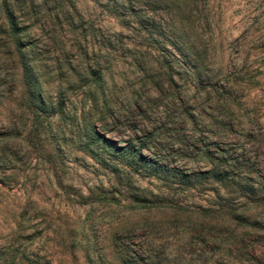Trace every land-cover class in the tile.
<instances>
[{
  "label": "rangeland",
  "instance_id": "374dc122",
  "mask_svg": "<svg viewBox=\"0 0 264 264\" xmlns=\"http://www.w3.org/2000/svg\"><path fill=\"white\" fill-rule=\"evenodd\" d=\"M208 156L264 184V0H0V264H264V194L145 165Z\"/></svg>",
  "mask_w": 264,
  "mask_h": 264
},
{
  "label": "trees",
  "instance_id": "16d2710c",
  "mask_svg": "<svg viewBox=\"0 0 264 264\" xmlns=\"http://www.w3.org/2000/svg\"><path fill=\"white\" fill-rule=\"evenodd\" d=\"M6 17L8 20V26L10 28L11 34H16V37L20 33H22L23 28L20 25V22H18L17 17L15 16V13L7 8L6 10ZM19 40V37L16 38ZM22 63L24 67V73H25V79L26 83L29 86L31 98L34 102V105L36 108H40L41 105H44L45 100L42 94V85L39 80V78L34 73V70L30 64H27L25 59L22 58ZM95 77L97 81L102 80V75L98 73L97 71H94ZM94 135L92 139H95V141L102 145L103 148L108 150H114L115 153L122 157H128L129 154H132L135 158H141L140 152L136 151L134 148L125 147V148H116L113 146V144L107 140L106 138L100 137L98 133L92 134ZM211 160V163L213 164V167L207 170L203 171H197V172H191V173H185L180 170H170L166 168L165 166L156 163L155 161L148 160L146 161L145 165L146 168H151L155 173H164L168 174L169 176L173 177L174 179L178 180L181 183L187 184V185H195V184H206L210 181H214L219 183L225 190L233 191L236 190L237 192L241 193L243 196L248 197L251 200H259L260 197L264 194V184L260 182L256 183H250V182H238L235 180V178L232 176L231 172L227 168V164L224 160H220L221 158H211V156H208ZM220 193V192H218ZM252 225H255V222H251ZM124 256V255H123ZM125 257V256H124ZM126 261V264L128 263L127 257L124 258Z\"/></svg>",
  "mask_w": 264,
  "mask_h": 264
}]
</instances>
